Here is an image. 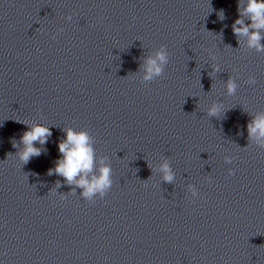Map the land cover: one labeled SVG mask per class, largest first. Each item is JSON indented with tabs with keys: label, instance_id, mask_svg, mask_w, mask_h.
I'll use <instances>...</instances> for the list:
<instances>
[{
	"label": "clouds",
	"instance_id": "obj_1",
	"mask_svg": "<svg viewBox=\"0 0 264 264\" xmlns=\"http://www.w3.org/2000/svg\"><path fill=\"white\" fill-rule=\"evenodd\" d=\"M209 13L214 9L211 7L209 0ZM238 18L231 25L232 32L237 39L238 45L244 49L255 50L257 53H264V0H238L237 3ZM217 17L220 21L226 19L223 9L217 11ZM65 19L72 20V14H68ZM246 21H249L246 23ZM227 27V25H225ZM58 32H63L64 29L58 28ZM222 38V32L220 34ZM53 39L56 37L53 36ZM231 47L230 45H227ZM169 52L167 46L161 44L154 54L147 55L142 59L141 68L143 76L142 82H151L154 79L164 74L165 68L169 63ZM212 71L219 72L220 66L211 67ZM249 85H254L256 79L254 76H249L246 81ZM226 93L228 96L235 95L238 84L236 80L229 77L225 81ZM223 111V104L213 102L207 108L209 117L220 118ZM251 119L247 123L248 141L254 143L261 149H264V111H258L255 114H249ZM23 123V122H20ZM28 130L24 131L17 141L12 139V147L17 149L8 155L15 156L20 165L23 167L28 164L33 157H39L47 149L43 146L48 142L52 135L51 128L40 123L26 124ZM64 137L58 143L59 158L55 161V166L48 169L47 175H56L63 177V183L71 187V192L75 193L76 189H80V196L89 202H93L98 196L103 198L112 188V168L108 162V157L101 156L97 158L94 148L95 140L85 129L76 130L73 127L63 129ZM243 135V132H239ZM39 144L40 147L36 145ZM162 162L154 171L159 172L163 182L172 184L175 180V173L171 167L169 159L161 158ZM227 164L232 163V158L224 157ZM151 168V166L149 165ZM234 169H228V175H234ZM61 181L57 180L55 189L60 188ZM144 187L148 185L145 182ZM187 191L191 197L198 195V190L192 184L187 186Z\"/></svg>",
	"mask_w": 264,
	"mask_h": 264
}]
</instances>
